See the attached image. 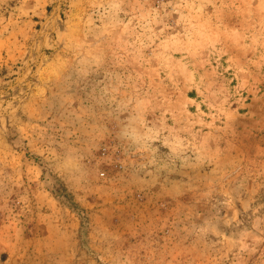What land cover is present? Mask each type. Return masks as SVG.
Listing matches in <instances>:
<instances>
[{"label": "rangeland", "instance_id": "1", "mask_svg": "<svg viewBox=\"0 0 264 264\" xmlns=\"http://www.w3.org/2000/svg\"><path fill=\"white\" fill-rule=\"evenodd\" d=\"M0 264H264V0H0Z\"/></svg>", "mask_w": 264, "mask_h": 264}]
</instances>
